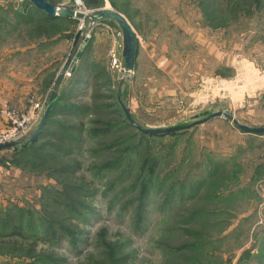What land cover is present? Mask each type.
I'll return each mask as SVG.
<instances>
[{
  "label": "rangeland",
  "instance_id": "374dc122",
  "mask_svg": "<svg viewBox=\"0 0 264 264\" xmlns=\"http://www.w3.org/2000/svg\"><path fill=\"white\" fill-rule=\"evenodd\" d=\"M52 1L87 14L118 10L138 53L134 69L110 70L113 44L124 66L123 35L113 20L93 24L83 36L92 35V61L88 40L81 42L83 59L55 90L82 19L0 0V130L9 126L4 102L24 110L62 92L76 112L56 108L48 130L59 123L71 133L84 122L69 159L49 148L37 156L0 151V264H264V134L218 116L145 141L121 106L144 128L186 125L218 110L264 126V0ZM52 140L43 135L34 145ZM64 165L75 172L60 171Z\"/></svg>",
  "mask_w": 264,
  "mask_h": 264
},
{
  "label": "water",
  "instance_id": "95a60500",
  "mask_svg": "<svg viewBox=\"0 0 264 264\" xmlns=\"http://www.w3.org/2000/svg\"><path fill=\"white\" fill-rule=\"evenodd\" d=\"M30 3H32L35 7H37L40 10H43V12H46L48 15L51 16H74L76 15L77 17L82 19L83 25H85V28H83L81 35H79V38L77 42L75 43L72 51L68 55V58L62 65L63 67L60 68L56 78H55V83H54V89L57 90L59 85L61 84L62 80L64 79V74L67 70L72 69L73 67V61L75 58L78 57L79 52H78V47L81 42H85L88 40V37H83L85 35V32L87 28L92 31V25L97 24L102 20H113L117 23V25L120 27L121 34L122 36V56L124 57V68L126 71H130L134 69L135 65V59L138 53V38L133 30V27L131 26L130 22L127 20V18L118 10L110 8V7H102L98 8L96 10H93L92 12L85 14L80 11H74L72 8H67L65 6H58L55 3L49 1V0H28ZM61 7V10H58V8ZM121 106L125 112L126 117L130 119V113L129 109L124 106L121 103ZM51 108V104H49L44 111L42 117L38 121V123L34 126L32 133L28 140L32 139L35 134L40 131L39 129L43 125L49 111ZM224 117L227 119L232 120L234 124H236L237 128H239L243 132H250L254 134H264V126H247L244 125L240 122H238L233 115L222 111H214L209 114H207L204 119L198 120L195 122H192L190 124L186 125H175V126H169V127H149V128H142L140 127L136 122L132 121V124L140 129L144 133H149V134H161V133H167V132H172V131H177L180 129H187L191 125L198 124L199 122H205L208 121L211 118L214 117ZM17 141H9L6 143H1L0 144V149L4 148H9L13 147L17 144Z\"/></svg>",
  "mask_w": 264,
  "mask_h": 264
},
{
  "label": "trees",
  "instance_id": "16d2710c",
  "mask_svg": "<svg viewBox=\"0 0 264 264\" xmlns=\"http://www.w3.org/2000/svg\"><path fill=\"white\" fill-rule=\"evenodd\" d=\"M49 1H51V0H49ZM92 3L93 4H96L98 2L96 0H88V2H87L88 5L89 4H92ZM48 16L54 17V16H51V15H48ZM62 82H63V80H62ZM76 82H77L76 83V86L78 87L81 84L80 83V80L78 79V80H76ZM61 85L62 84H60L59 87ZM62 93L56 94V96L53 97V99L49 100V102L47 104H45L44 111L46 110L47 106L49 104H51L50 111H49V113H48V115H47V117H46L43 125L39 129L40 131H38L32 139H30V140L27 139L26 140L27 143H22V140L21 139L14 140V141H17L18 142L15 146L9 147V148H4V149L16 148L15 150H17L19 148H23V150H27V151L30 150V153H32L34 156H37L42 149L49 148V149H51L53 151H56L60 155L61 158L69 159V157L71 155V152H73V150L75 149L74 146H75L76 142H78L77 141V135H80V133H81V130L80 129H81V127L83 128L84 122H82V121L79 122V125L81 127L80 126H77V127H74L73 129L71 128V131H72L71 133H69L70 131L66 130L59 123L56 124V128L55 129L48 130L47 126L48 125H51L52 122L54 123V121H55L52 117H53V115H55L54 113H55V109L56 108L59 109L58 111H61V112L64 111L63 112L64 114H67V113H65V110L69 111V113H71L72 111H75L74 108L73 109H68V107H71L70 104L61 102V100H63V99H61ZM67 100H65V102H67ZM61 108L63 110H61ZM76 108H77V106H76ZM78 108L81 109V107H78ZM122 110H123V108H122ZM44 111H43V113H44ZM123 112H124V110H123ZM43 113H42V115H43ZM123 117H125V118H123V121L127 124V126L133 128L134 133H136V135H140V138L142 140H145V141H150V140L151 141H156L157 138H160L163 135H165V133H161V134H149V133L142 132L140 129L136 128L132 124V121H134V122H136V121L132 119L133 117H131V113H130V117H131L130 119H128V117H126L125 112H124V116ZM137 124L140 127H142L139 123H137ZM191 127H192V125H191ZM142 128H144V127H142ZM188 128H190V127H188ZM187 129L185 128V129H180V130H177V131L167 132V135H176L178 133H182L183 131H186L187 132ZM73 133H75L76 135H73ZM43 135H47L49 137H52L53 140L52 141L44 142V143L41 144L40 147L39 146L36 147L34 145L35 144V141L39 137H42ZM51 150L47 154H44L45 157H43V158L50 157V154H54ZM0 151H2V149H0ZM143 164H144V160L142 161V165ZM59 170L62 171V172H68V171H71L72 173L75 172V168H73V167L71 168L69 165H64L62 168H59ZM71 175H73V174H71ZM149 184L150 183H147L145 181L140 186L141 188H140V196H139V199H140V204L139 205H141V202L144 204L145 203V200H147L146 198H147L148 191H149V189H148V187H149L148 185ZM68 190L72 191L71 189H68ZM66 191H67V189H66ZM75 193H80V192H75ZM170 194L173 196V191L172 190L168 191V196ZM166 196H167V193H166ZM68 197H70V196L65 194V198L64 199L66 201H68L69 203H71V204H75L76 203L75 201L70 200ZM166 199H167V197H166Z\"/></svg>",
  "mask_w": 264,
  "mask_h": 264
},
{
  "label": "built area",
  "instance_id": "2783aa9c",
  "mask_svg": "<svg viewBox=\"0 0 264 264\" xmlns=\"http://www.w3.org/2000/svg\"><path fill=\"white\" fill-rule=\"evenodd\" d=\"M77 1H79V3L81 2V0ZM77 1L76 3H78ZM62 5L65 6V4ZM86 37H90V35H87ZM115 48L116 46L113 44L108 51L107 63L109 69L115 72H118L119 70L128 72L125 70L124 66H121L120 56ZM76 61L77 59L75 58L73 61L74 65ZM71 72L72 69L67 70L64 77L70 76ZM4 103L3 111L7 113L6 115L8 116L9 126L5 130H0V144L20 139L40 120L45 108V101L41 99H31L29 105L24 110H19L16 107L9 106L6 102Z\"/></svg>",
  "mask_w": 264,
  "mask_h": 264
},
{
  "label": "crops",
  "instance_id": "0c3cea01",
  "mask_svg": "<svg viewBox=\"0 0 264 264\" xmlns=\"http://www.w3.org/2000/svg\"><path fill=\"white\" fill-rule=\"evenodd\" d=\"M53 2V1H52ZM32 4V3H31ZM32 6L36 9V10H38V11H43V10H39V9H37V7H35L33 4H32ZM32 10H33V8H31ZM43 13H45V15H46V17H50V16H48L47 14H46V12H43ZM54 17H57V16H54ZM58 17H65V16H58ZM67 17H70V16H67ZM56 21H59V18H56V20H55V22ZM98 24V23H97ZM97 24H95V25H97ZM95 25H93L92 26V33H93V31H94V29H95ZM92 36V35H91ZM90 36V37H91ZM90 40H92V38H90L85 44H86V51H85V53H84V56L85 57H87V59H86V63L88 64L90 61H92L91 59L92 58H89V56L91 55V51L89 50V44L91 43V41ZM90 52V53H89ZM88 55V56H87ZM78 60L80 59V60H82L83 58H82V53H81V55L77 58ZM77 60V61H78ZM77 61H76V63H77ZM89 61V62H88ZM79 67L78 66H76V68L74 69V71H77V70H79L78 69ZM89 77H88V79H84V81L86 82V81H88V83H90L89 82V80H90V78H91V73L88 75ZM27 77H25L24 79H26ZM28 79V78H27ZM79 80H80V83L82 84V82H83V79L82 78H79ZM28 82H32L33 81V79H31V80H27ZM80 84V85H81ZM91 84V83H90ZM60 88H62L61 86H60Z\"/></svg>",
  "mask_w": 264,
  "mask_h": 264
},
{
  "label": "bare ground",
  "instance_id": "6f19581e",
  "mask_svg": "<svg viewBox=\"0 0 264 264\" xmlns=\"http://www.w3.org/2000/svg\"><path fill=\"white\" fill-rule=\"evenodd\" d=\"M77 2L79 3V1H77ZM61 9H62L61 7L58 8V10H61ZM85 14H87V13H85Z\"/></svg>",
  "mask_w": 264,
  "mask_h": 264
}]
</instances>
